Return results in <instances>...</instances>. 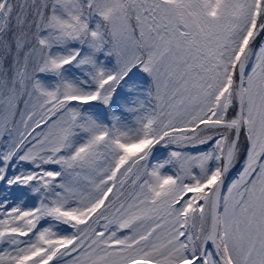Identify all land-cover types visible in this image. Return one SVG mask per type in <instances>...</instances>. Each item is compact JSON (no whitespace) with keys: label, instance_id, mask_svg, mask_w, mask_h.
<instances>
[{"label":"snow or ice","instance_id":"snow-or-ice-1","mask_svg":"<svg viewBox=\"0 0 264 264\" xmlns=\"http://www.w3.org/2000/svg\"><path fill=\"white\" fill-rule=\"evenodd\" d=\"M0 264H264V0H0Z\"/></svg>","mask_w":264,"mask_h":264}]
</instances>
